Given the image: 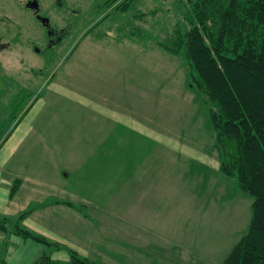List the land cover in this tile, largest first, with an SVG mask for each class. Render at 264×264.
<instances>
[{
    "label": "rangeland",
    "instance_id": "obj_1",
    "mask_svg": "<svg viewBox=\"0 0 264 264\" xmlns=\"http://www.w3.org/2000/svg\"><path fill=\"white\" fill-rule=\"evenodd\" d=\"M36 10L48 18L49 25L64 31L52 45L47 42V27L34 15ZM186 14L184 0H0V114L11 110L13 105L9 102L14 96L16 102L21 101L16 118L28 109L39 110L40 120L35 115L25 144L29 149L28 170L40 172L47 179L60 170L76 177L62 179L64 190L62 187L60 194L55 192L56 197L31 204L65 199L77 205L83 216L100 219L97 226L104 242L100 241V248L93 247L102 255L81 256L97 258L104 264H222L224 255L246 230L251 198L214 168L195 159H177L173 177L169 163L165 166V161H159L160 167L155 168L158 173L154 174L153 169L150 177L157 192L150 193L144 187L150 179L146 174L135 187L133 170L125 174L117 164L124 154L136 152L135 156L142 159L162 154L166 150L164 144L133 130L111 129L110 133L108 129L109 136L117 137L119 144L101 146L112 154V161H104L100 170L111 173L102 178L90 169L91 176L85 177L84 169L75 172L76 167L84 165L83 160L72 158V146L64 144L70 137L78 142L88 137L84 123L66 129L53 118L59 108L84 111L89 98L84 95L82 76L100 78L102 71L110 74V91L106 90L114 102H119L113 95L120 93L116 78L122 75L130 91L123 95L125 111L144 122L146 117L149 119L144 112L149 113L147 110L152 108L155 113L156 98L158 118L168 121V128L163 131L161 125L147 120L149 127L172 135L180 131V141L202 143L203 151L217 157L213 139L210 141L214 134L208 109L186 87L184 60L161 48L167 37L177 36L178 27L184 29ZM134 85L138 86L140 97ZM10 125L4 127L8 129ZM99 129L91 131L94 134ZM103 132L104 136L106 131ZM37 138L43 144H38ZM173 151L175 155L182 152L181 148ZM91 152H85L86 161H91ZM126 159L130 161V157ZM129 161L127 170L132 163ZM187 164L189 168L182 169ZM173 179L174 189L168 192L165 188ZM140 201L136 224L130 216L135 211L132 206L137 205L133 203ZM136 230L140 233L137 238ZM9 234L14 233L1 234L8 245Z\"/></svg>",
    "mask_w": 264,
    "mask_h": 264
},
{
    "label": "trees",
    "instance_id": "obj_2",
    "mask_svg": "<svg viewBox=\"0 0 264 264\" xmlns=\"http://www.w3.org/2000/svg\"><path fill=\"white\" fill-rule=\"evenodd\" d=\"M184 4L186 26L178 27L177 36L167 37L161 48L184 60L186 87L208 109L218 173L251 198L246 230L221 263L264 264V0H184ZM13 98L11 110L0 114V143L11 130L5 124L21 116L16 118L21 101ZM18 185L11 186L10 195ZM52 202L73 204L65 199ZM38 205L13 216L0 215V234L12 232L47 247L32 264H104L72 248H66L67 260L53 259L50 249L61 245L23 224ZM7 245L2 236L0 264L5 262Z\"/></svg>",
    "mask_w": 264,
    "mask_h": 264
},
{
    "label": "crops",
    "instance_id": "obj_3",
    "mask_svg": "<svg viewBox=\"0 0 264 264\" xmlns=\"http://www.w3.org/2000/svg\"><path fill=\"white\" fill-rule=\"evenodd\" d=\"M165 60L167 61L168 58L166 57ZM107 75L110 74L102 71L100 78L97 77L86 79V77L82 76V82H85L82 85L86 87V90H83L84 95L89 98L86 99V108L84 111H74L73 108V110L68 112L59 108L58 110L56 109L53 115V118H55L57 122L61 123L66 129L77 127L79 123H84L83 126L86 127V133L88 135L87 138H81L79 139L80 142H78L74 140L76 138L70 137V140L64 142L65 146H72L69 152L71 157H76V160L78 159L80 161L82 159L83 161H81V163L84 162L85 166L81 165L76 167V173H78L79 170L84 169L85 171L82 173V176L89 177L91 176V170L94 169L97 172V175L102 178L111 173L110 171L108 173L104 172L102 169L100 170L101 166L104 164V161H112V154L110 155L109 153L105 152L106 150L102 149L101 146H108L110 148V146H113L114 144H119L117 142V137L109 136L108 129L109 131L111 129H129L133 130L138 135H151L158 141L160 140L166 148L165 152L162 154H150L144 159L140 158V155L135 156L134 153L136 152L123 155L121 163L117 164L119 166L118 170L121 172L126 171L128 173L130 170H133L132 175L135 177V187L140 184L139 182L142 179L145 178V174L147 175V178H150L152 173H158L157 169L155 170V168H158L160 165L159 163L157 165V162L159 161H165V163H167L165 166H167L169 163L168 169L172 171L171 174L173 173V177L175 172V165L173 163L177 159L187 162L191 159H195L203 165L210 167L211 169L214 168L215 172H218L217 157L210 151L208 152V150L203 151L202 143L195 145L192 144V140L189 142L185 141L184 143L179 140L178 134H180V131H178L179 133L177 132V135L176 133L172 135V133L168 131L166 133H160L157 131L156 127H149L147 125L146 122L148 120L150 124L157 123L156 125H161L164 128L163 131H166L165 129L168 128V121L165 122L161 119L159 120L158 118L156 110V98L155 113L153 112L152 108L147 110L149 113L144 112L145 115L149 116V119L146 117V121L144 122L137 120L133 113L125 111V104L122 102L124 101L123 95H129L130 91L127 89L126 80H123L122 75H119L116 78V87L118 86L117 91L118 93L120 91V93L118 96L113 95V97L119 101L114 102L112 94H109L106 90H109ZM112 77L113 75L111 78ZM134 87L135 91L137 90V95L140 97L138 94V86L134 85ZM141 93L143 94L142 91ZM81 112H84V114H81ZM35 115L39 117V110L32 112V109H28L25 114H22L19 119L9 126L11 129L10 132L0 143V215L13 216L27 208L31 202H37V200H43L46 198L52 199V197H56V195H54L55 192L60 194L63 187L61 183V181L63 182L62 179H70L74 176L76 177L74 174L70 175L67 170H60V172L57 174L55 173L52 178L47 179L43 178V175L40 172L34 173L28 170L29 167H27V155L29 153V149L25 147V144L27 141V136L30 134L32 127H34L32 120L34 119ZM52 122L55 123L54 119ZM97 128H100V131L97 133L94 132L93 134L91 130ZM103 130L106 131L104 136L101 133ZM38 138V144H43V142ZM212 139L213 136L210 135V141H212ZM51 144L53 143H47L49 146H52ZM90 145L94 147L92 148ZM77 146H80L79 150ZM176 148L178 150L181 148V154L175 155L174 151L171 152ZM54 149H56V147L53 146V150ZM91 150L93 152H91ZM56 151L57 150L53 152L56 153ZM85 152H91L94 154L92 158H89L91 161H86L87 157L85 158V156L87 154ZM127 157H130V161L126 159ZM127 161L132 162L129 165V170H127ZM181 167L182 169H186L189 168V165H182ZM153 169L155 170L154 172ZM118 175L122 176L121 173ZM139 175V181L136 183ZM125 177L127 179L126 175ZM204 178L205 173L203 174L202 182ZM15 182H19V185L14 193L10 195L11 186ZM173 183L174 179L172 182H169L170 186L165 188L167 189L166 191H173ZM148 184L149 185L144 186L145 189L147 187L150 193L153 191L157 192L151 178L149 179ZM140 191L141 190H139V192ZM64 194H66V191H64ZM72 194L75 195L74 192ZM156 202L157 201L155 200L154 203ZM158 203L159 202H157V204ZM172 203H174V201H172ZM134 204L137 205L132 206L135 211L130 217H132L134 222L137 224V219L140 218V213H138V211L142 207L141 201L133 203V205ZM139 204L140 206L138 207ZM120 208L125 207L121 206ZM100 223V219L92 216H83L75 204L66 205L64 203L52 201H48L46 204H40L36 206L32 212L23 219V224L26 227L39 234H42L52 241L58 242L61 245V247L58 249H50L51 257L57 260H67L68 252L66 248H72L84 256L88 255V253L97 254V256L102 255L100 252L95 250V247H93L94 245L100 248V245L102 244L100 241L104 242V240L99 236L100 229L98 226ZM135 234L136 238L138 235H140L137 230L135 231ZM9 235V245L5 252L4 264H32V262L42 252L47 250V247L44 244L34 241L30 238H21L16 234Z\"/></svg>",
    "mask_w": 264,
    "mask_h": 264
},
{
    "label": "flooded vegetation",
    "instance_id": "obj_4",
    "mask_svg": "<svg viewBox=\"0 0 264 264\" xmlns=\"http://www.w3.org/2000/svg\"><path fill=\"white\" fill-rule=\"evenodd\" d=\"M34 15H36V17H38V10H36V12L34 13ZM40 20V18H39ZM46 26V25H45ZM47 30L46 31V35H47V42L52 45V43L57 42L58 40H60L62 38V35H64L63 30H56L54 27H52L51 25L46 26Z\"/></svg>",
    "mask_w": 264,
    "mask_h": 264
},
{
    "label": "water",
    "instance_id": "obj_5",
    "mask_svg": "<svg viewBox=\"0 0 264 264\" xmlns=\"http://www.w3.org/2000/svg\"><path fill=\"white\" fill-rule=\"evenodd\" d=\"M30 6H31V7L34 6V1H32V3H31ZM38 18H40L41 22H42L44 25L49 26V20H48L47 17H44V16H40V15H38Z\"/></svg>",
    "mask_w": 264,
    "mask_h": 264
}]
</instances>
